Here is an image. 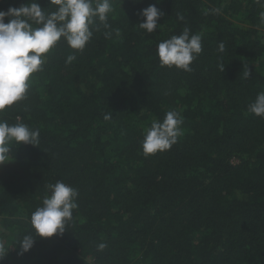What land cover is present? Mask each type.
I'll return each instance as SVG.
<instances>
[{"label":"trees","instance_id":"1","mask_svg":"<svg viewBox=\"0 0 264 264\" xmlns=\"http://www.w3.org/2000/svg\"><path fill=\"white\" fill-rule=\"evenodd\" d=\"M28 2L0 0V10ZM111 3V29L92 26L83 51L61 39L0 112L40 133L37 146L13 142L0 165V264H264V118L247 111L264 92V0ZM149 5L164 13L153 33L138 25ZM185 27L202 38L192 70L161 67L158 43ZM171 110L183 134L145 156L146 130ZM57 181L78 190L72 220L18 255Z\"/></svg>","mask_w":264,"mask_h":264},{"label":"clouds","instance_id":"2","mask_svg":"<svg viewBox=\"0 0 264 264\" xmlns=\"http://www.w3.org/2000/svg\"><path fill=\"white\" fill-rule=\"evenodd\" d=\"M52 5L55 10L49 12L36 0H29L19 7L0 10V112L25 97L30 77L42 70L45 54L61 39L70 48L83 51L93 37L92 26L95 25L96 30L101 25L104 29H111L108 23L109 14L113 12L111 0H49V6ZM140 15L144 21L138 24L139 28L153 33L158 29V20L164 13L155 5H149L141 10ZM178 19L183 20L184 17L178 14ZM261 21L264 22V13H261ZM115 34L119 36L120 30L116 29ZM105 35L111 37L112 31L105 32ZM201 40L199 34L190 35V29L185 27L181 34L159 42L156 55L160 66H175L190 72L192 61L203 50ZM219 51H224L223 42L219 44ZM74 59L75 56L70 55L67 61L70 63ZM250 76L245 66L243 77L247 79ZM247 111L264 118V92L257 94ZM103 119H112V113L105 114ZM182 124L183 117L176 110L168 111L162 121L154 120L142 141L143 154L148 156L170 149L183 134ZM39 136L38 129H30L22 122L10 125L0 120V165L9 159L13 142L37 146ZM47 188L50 194L43 198L42 206L31 214L33 232L20 240L18 255L28 252L37 237L62 235L73 218V210L78 207L75 202L79 194L77 189L61 181L48 184ZM106 246L100 243L97 249L102 251ZM7 253L8 249L0 243V260Z\"/></svg>","mask_w":264,"mask_h":264},{"label":"rangeland","instance_id":"3","mask_svg":"<svg viewBox=\"0 0 264 264\" xmlns=\"http://www.w3.org/2000/svg\"><path fill=\"white\" fill-rule=\"evenodd\" d=\"M232 18L236 21H240V16L239 17H236V16H232Z\"/></svg>","mask_w":264,"mask_h":264}]
</instances>
